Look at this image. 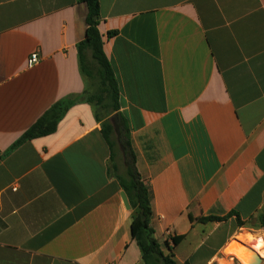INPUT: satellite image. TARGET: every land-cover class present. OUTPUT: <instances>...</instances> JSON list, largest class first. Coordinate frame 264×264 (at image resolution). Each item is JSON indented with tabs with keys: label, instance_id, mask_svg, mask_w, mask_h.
Here are the masks:
<instances>
[{
	"label": "crops",
	"instance_id": "crops-1",
	"mask_svg": "<svg viewBox=\"0 0 264 264\" xmlns=\"http://www.w3.org/2000/svg\"><path fill=\"white\" fill-rule=\"evenodd\" d=\"M86 16L79 0H0V264H143L84 98ZM98 28L163 251L233 264L229 242L264 237V0H100ZM63 100L54 133L13 148Z\"/></svg>",
	"mask_w": 264,
	"mask_h": 264
},
{
	"label": "trees",
	"instance_id": "trees-1",
	"mask_svg": "<svg viewBox=\"0 0 264 264\" xmlns=\"http://www.w3.org/2000/svg\"><path fill=\"white\" fill-rule=\"evenodd\" d=\"M87 8L86 34L77 45L82 73L90 81L98 84V90L84 93L85 100L96 110V119L102 123V133L111 150L110 174L121 186L128 197L132 211L131 234L142 255L143 264H181L169 248L165 253L152 227L153 208L148 187L143 183L136 167V155L132 149L130 130L124 116L120 113V94L113 68L104 53V43L99 31L100 0H79ZM112 33L109 35L111 36ZM74 100H63L51 107L17 142L13 148L22 143L54 133L58 123L68 111ZM119 117V141L116 138L110 118ZM120 144L124 153L120 150ZM234 214L225 217H207L200 221L228 220ZM239 225L244 223L237 216ZM264 225V220L262 221ZM183 237H174L176 246ZM184 264H189L188 262Z\"/></svg>",
	"mask_w": 264,
	"mask_h": 264
},
{
	"label": "water",
	"instance_id": "water-1",
	"mask_svg": "<svg viewBox=\"0 0 264 264\" xmlns=\"http://www.w3.org/2000/svg\"><path fill=\"white\" fill-rule=\"evenodd\" d=\"M110 120L114 127L116 138L119 141L120 132H119V126H118V115H114L113 117H111ZM120 150L122 153H124V149L121 146V144H120ZM121 197H122V200H123V203L126 209L131 210V205H130V202L125 192L121 193ZM229 245L237 246L238 255L241 258V260H243V262H245L246 264H264V259L261 258L260 255L256 251H254L252 248L248 247L247 245L243 244L239 240L233 239L231 242H229L228 246ZM228 246H226V248L224 249V254H226Z\"/></svg>",
	"mask_w": 264,
	"mask_h": 264
},
{
	"label": "rangeland",
	"instance_id": "rangeland-1",
	"mask_svg": "<svg viewBox=\"0 0 264 264\" xmlns=\"http://www.w3.org/2000/svg\"><path fill=\"white\" fill-rule=\"evenodd\" d=\"M88 90H89V92L90 93H95L97 90H98V84L95 82L94 83V81H90V84H89V87H88ZM250 233L251 234H253V235H255L254 233H252V232H248V231H244V232H241L240 234H239V236H238V238H236L237 240H239V238H242V239H245V240H257V239H261L262 241H263V243H264V237L263 236H259V235H255V236H251L250 235ZM257 237H259V238H257ZM240 241V240H239ZM243 243V242H242ZM243 244H245V245H247L248 247H250V248H252L253 249V247H251L253 244H250V243H243ZM254 250V249H253ZM263 252H264V245H263ZM233 251H235L237 254V256L236 255H234V254H232V253H226V254H224L225 255V257H229V256H232V257H236V259H234V261H233V264H246L245 262H243V260H241V258L239 257V255H238V249H237V251H236V247H235V249L233 250ZM255 251V250H254ZM240 259H239V258ZM263 258V257H262ZM264 259V258H263ZM222 262H225V263H227V264H230L229 262H227L226 260H224V261H222Z\"/></svg>",
	"mask_w": 264,
	"mask_h": 264
},
{
	"label": "bare ground",
	"instance_id": "bare-ground-1",
	"mask_svg": "<svg viewBox=\"0 0 264 264\" xmlns=\"http://www.w3.org/2000/svg\"><path fill=\"white\" fill-rule=\"evenodd\" d=\"M239 240H240V242H243V243H246V244L247 243L253 244L251 247H253V249L260 255L261 258L262 257L264 258V252L262 250L264 243H263V241L261 239H257V240H251V239L250 240H245V239L239 238ZM235 247H236V251H237V249H238L237 246H235V245H229L227 247V252L226 253H232V254L236 255L237 253L235 251H233L235 249Z\"/></svg>",
	"mask_w": 264,
	"mask_h": 264
},
{
	"label": "built area",
	"instance_id": "built-area-1",
	"mask_svg": "<svg viewBox=\"0 0 264 264\" xmlns=\"http://www.w3.org/2000/svg\"><path fill=\"white\" fill-rule=\"evenodd\" d=\"M40 60V57H39V54L38 53H35L31 56V59L29 61V63L31 65H34V64H37ZM170 235V234H169ZM169 243H172L173 242V237L172 236H169V239H168ZM236 259V257H234Z\"/></svg>",
	"mask_w": 264,
	"mask_h": 264
}]
</instances>
